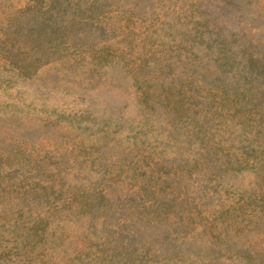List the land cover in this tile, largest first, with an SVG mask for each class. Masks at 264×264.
Instances as JSON below:
<instances>
[{"label": "rangeland", "instance_id": "rangeland-1", "mask_svg": "<svg viewBox=\"0 0 264 264\" xmlns=\"http://www.w3.org/2000/svg\"><path fill=\"white\" fill-rule=\"evenodd\" d=\"M0 264H264V0H0Z\"/></svg>", "mask_w": 264, "mask_h": 264}]
</instances>
